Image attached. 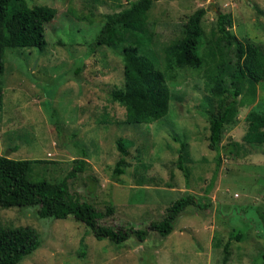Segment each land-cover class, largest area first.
<instances>
[{"label":"rangeland","instance_id":"obj_1","mask_svg":"<svg viewBox=\"0 0 264 264\" xmlns=\"http://www.w3.org/2000/svg\"><path fill=\"white\" fill-rule=\"evenodd\" d=\"M25 1L57 13L45 25L42 49L6 51L0 72V155L37 159L29 178L58 182L72 168L77 143L88 166L68 179L69 190L98 210L111 205L113 213L100 223L113 228L148 229L186 193L210 204L187 206L167 235L150 229L143 240L131 235L121 244L96 239L73 216L40 218L35 205L0 206L2 226H30L41 237V245L17 264H222L226 242V264H264V146L243 140L249 113H264V83L257 84L255 101L239 107L224 126L217 168L207 128V111L214 112L217 102L209 97L201 68L182 66L174 80H167L169 112L163 119L123 123L125 108L110 96L124 84L120 47L94 46V39L105 14L132 0ZM198 8L206 9L200 52L218 12L232 15L229 30L238 39L264 44V0H154L148 12L153 34L141 49L160 69L165 47L181 36L186 18ZM120 138L126 165L113 179ZM182 142L187 178L178 166ZM227 143L235 145L231 153L223 149ZM237 232L240 240L234 238Z\"/></svg>","mask_w":264,"mask_h":264},{"label":"trees","instance_id":"obj_2","mask_svg":"<svg viewBox=\"0 0 264 264\" xmlns=\"http://www.w3.org/2000/svg\"><path fill=\"white\" fill-rule=\"evenodd\" d=\"M154 0H132L126 8L107 13L101 28L94 39V46L120 47L123 61L124 84L122 88L111 91L113 101L125 108L123 123H150L163 119L169 112V87L167 80H174L176 70L182 66L201 68L205 88L210 99L217 102L216 110L207 111L208 145L217 152L216 166L220 162L219 142L224 126L232 121L238 108L255 101L257 84L264 83V44L250 40L242 41L230 32L232 15L218 12L214 26L210 30L208 45L200 52L205 37L202 26L205 8H198L188 15L181 36L164 49V68L156 66L154 60L145 52L142 45L151 40L153 24L148 12ZM57 10L48 5L28 6L25 0H0V72L4 68L5 54L9 48L42 49L47 41L45 25L56 15ZM93 51V49H91ZM56 131L61 134L60 124L52 114L49 115ZM243 140L250 145L264 146V113L251 111ZM75 156L67 175L58 182L45 178L31 179L28 176L32 163L37 159H12L0 155V206H37L40 218H66L73 216L84 223L87 232L96 239H108L121 244L131 235L143 240L151 229L164 236L173 229V222L189 205L199 208L209 202L200 203L195 195L186 193L167 206L164 216L152 221L148 229L113 228L100 223V220L113 213V207L98 210L93 204L70 192L68 179L75 178L86 170V151L73 143ZM118 158L115 161L112 178L118 179L124 173L127 150L123 140H117ZM235 149L234 143H227L223 149ZM187 145L179 146L178 166L188 177L185 164ZM216 174V172H215ZM215 175L207 187L211 188ZM240 232L234 236L240 240ZM84 256V242L81 241ZM41 245L38 231L30 226H2L0 224V264H17L25 256ZM230 250L228 242L223 246L222 264H226ZM264 260V252L262 254Z\"/></svg>","mask_w":264,"mask_h":264}]
</instances>
